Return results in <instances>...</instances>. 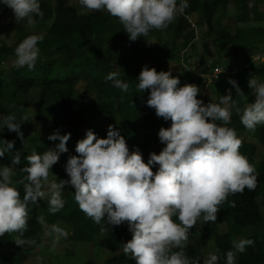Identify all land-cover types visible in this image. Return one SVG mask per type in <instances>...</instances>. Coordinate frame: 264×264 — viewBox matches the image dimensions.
I'll list each match as a JSON object with an SVG mask.
<instances>
[{
  "label": "trees",
  "instance_id": "16d2710c",
  "mask_svg": "<svg viewBox=\"0 0 264 264\" xmlns=\"http://www.w3.org/2000/svg\"><path fill=\"white\" fill-rule=\"evenodd\" d=\"M248 1L189 0L190 7L166 29L154 30L149 36L132 42L118 20L106 12H85L78 2L69 3V0H40L44 18L38 19L36 26L41 32L17 27L12 45L0 40L2 65L9 57H15V47L26 36H44L38 45L40 58L34 70L16 68L12 62H8L7 69H0V116L16 114L18 120L28 118L27 112L33 106V120L37 124V130L30 132L29 119L22 123L24 142L7 128L0 132V139L15 141L12 152L0 158V164L11 166L10 156L17 151L21 153V164L16 166L17 173L13 177L21 195L23 185L17 182L24 175L19 172L24 157L32 150L42 154L54 149L59 141H49L47 137L56 130L61 135L70 133L71 136L66 145L68 151L60 155L58 163L51 169L52 179H68L64 165L69 156L77 155L74 151L77 141L83 139L89 129L98 138H106L108 125H113L125 138L130 151L139 148L147 163L152 147L159 149L162 145L158 139L159 129L171 124L170 120L157 117L154 109L146 105L147 91L138 93L135 89L144 66L157 72H170L172 77L179 79V86L194 84L201 90L203 85L212 88L216 97L212 103H218L229 89L235 93L228 83L229 79H234L248 102H254L248 80L254 77L264 82V61L255 59V55L264 53V0H252L251 7ZM7 12L8 8L0 5V15ZM193 25L205 29H201V33L209 42H200ZM198 42L206 50L209 43L215 52L208 54L205 51L201 56ZM195 63H199V70L209 64L211 68L221 66L232 71L233 75L206 83L204 78L187 68ZM172 65H175L174 71ZM110 72H117L118 78L129 84L128 93H121L112 87L111 81H106ZM239 103L243 107L245 100L239 99ZM228 126L236 130L238 137L254 138V141H242L239 151L254 165L258 173L257 186L253 191L245 189L242 194L229 196L220 206L216 222H206L210 223L213 237L212 252L219 251L223 264V254L231 250L232 241L241 236L255 243L244 253L237 254V264H264V126H258L254 132L247 131L235 111ZM259 150L261 153L257 158ZM152 170L155 172V167ZM72 191L71 186L66 187L65 206L56 214L48 212L47 200L30 206L29 228L24 237L35 243L21 249L13 242L16 234L0 237V264H26V251L42 242L44 229L37 222L41 215L48 224H65L70 241L94 243L101 238L112 251L102 264H135L122 252L121 245L131 239L127 224L101 232V226L79 210ZM221 223L228 224L229 228L220 232L218 224ZM184 251L190 258L199 257L202 264L206 252L200 244L188 242ZM79 264L99 263L89 258Z\"/></svg>",
  "mask_w": 264,
  "mask_h": 264
},
{
  "label": "clouds",
  "instance_id": "9594fccd",
  "mask_svg": "<svg viewBox=\"0 0 264 264\" xmlns=\"http://www.w3.org/2000/svg\"><path fill=\"white\" fill-rule=\"evenodd\" d=\"M78 4L82 11L106 12L116 18L132 42L166 29L190 7L189 0H78ZM0 5L11 9L18 24L26 22L31 27L44 18L40 0H0ZM43 40V34H30L19 42L13 66L34 70ZM222 71L218 69L216 75ZM105 79L121 93L129 92V84L117 72L108 73ZM136 81L138 93L148 92L146 105L157 117L171 121L170 127L158 131L164 145L159 154L149 153L145 163L139 148L130 151L113 125H108L106 138H98L89 129L75 144L77 155L69 156L64 165L68 179L58 181L49 178L51 169L68 151L71 134L54 131L47 137L59 141L54 149L42 154L32 150L24 157L19 170L24 175L17 182L23 185V195L13 181L21 153L10 156L11 166L0 164V237L16 234L13 242L21 249L34 244L24 237L30 206L47 200L48 212L56 214L64 208V192L71 186L79 210L100 225L101 232L127 224L131 239L121 247L135 264H201L199 257L190 258L184 251L190 230L198 221L216 222L229 196L257 186L258 173L239 151L242 141L228 125L235 111L247 131L264 126V82L254 77L248 80L255 97L249 103L237 82L229 79L235 93L229 89L218 103L205 105L197 98L201 94L198 86H179V79L170 72L144 66ZM237 98L245 100L243 107ZM26 121L27 117L18 120L16 114L0 116V132L7 128L24 142L21 125ZM14 143L0 139V158L12 152ZM37 222L53 245L69 236L59 224H48L43 215ZM254 243L248 238L232 241L231 250L223 254V264H237V254ZM202 264H221V254L209 252Z\"/></svg>",
  "mask_w": 264,
  "mask_h": 264
},
{
  "label": "rangeland",
  "instance_id": "374dc122",
  "mask_svg": "<svg viewBox=\"0 0 264 264\" xmlns=\"http://www.w3.org/2000/svg\"><path fill=\"white\" fill-rule=\"evenodd\" d=\"M78 0H69V3L77 4ZM253 1H248V6H252ZM251 9V8H250ZM251 16V13L249 14ZM194 26V25H193ZM17 27H29L30 31L33 32H41L38 30V27L36 26H28L26 22H22L20 24L16 23V21L13 18V14L11 9L8 8V12L6 14L0 15V40L5 42L7 45H12L15 40V31ZM196 35L200 40L201 43H204L205 40L209 42L205 36H202L205 29L203 27L198 28L197 25L194 26ZM202 29V30H201ZM198 42V46H200L199 50L200 55L202 56L205 51L210 54V52L214 53L215 49H211V45L208 43L207 50L203 48L202 44ZM264 47V46H263ZM258 55V54H257ZM256 55V56H257ZM15 57H9L8 62L11 63ZM8 62L6 64L0 65V69H7L8 68ZM240 63V60L237 61V64ZM175 65H172L171 70L174 71ZM117 68L115 67V71ZM202 93L199 95V99L203 100V103L208 104L210 102H213L216 97L214 95V92L212 88H209L206 85H203L202 87ZM32 102V101H31ZM27 116L29 119V125H31V130L36 131L37 130V124L33 120L34 116V108L31 106L27 112ZM171 124V121H170ZM80 127V129H82ZM246 137H239L241 141L245 140H252L254 141V138L245 135ZM164 147V145H161L159 149L156 147H152V152H160V150ZM159 150V151H158ZM261 151L259 150L257 158L260 157ZM256 158V160H258ZM52 179L51 177H49ZM59 226L64 228L66 231L68 230V227L63 223H57ZM229 228L228 224H218V230L220 232L226 231ZM189 241L188 242H194L200 244L204 251L206 252L205 258L209 252L213 251V237L211 235V228L210 223L201 224L199 221L197 222L196 226L193 227L191 230ZM241 236H238L236 238L240 239ZM28 258L26 261V264H79L82 261H85L89 258H92L96 260L99 264H102L104 260L112 255V251L109 249V247L99 238L97 242L94 243H82V242H73L66 239H61L58 244L53 245L52 239L49 238H42V242L34 249L26 251ZM119 252V251H117Z\"/></svg>",
  "mask_w": 264,
  "mask_h": 264
},
{
  "label": "built area",
  "instance_id": "2783aa9c",
  "mask_svg": "<svg viewBox=\"0 0 264 264\" xmlns=\"http://www.w3.org/2000/svg\"><path fill=\"white\" fill-rule=\"evenodd\" d=\"M255 59H259L261 61H264V53L259 55H255ZM187 67V66H184ZM199 63H195L193 65V67H187L189 69L190 72L195 73L196 75L204 78V80L206 81V83H211L212 81L218 79V78H229L231 75H233L232 71H227L226 69H224L221 66H214V67H210L209 64H206L205 66H203V70H199ZM223 70L222 72H220L219 74L216 75L217 70Z\"/></svg>",
  "mask_w": 264,
  "mask_h": 264
}]
</instances>
